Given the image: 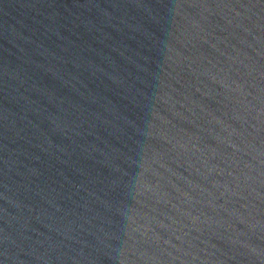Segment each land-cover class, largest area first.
<instances>
[{
	"label": "water",
	"instance_id": "obj_1",
	"mask_svg": "<svg viewBox=\"0 0 264 264\" xmlns=\"http://www.w3.org/2000/svg\"><path fill=\"white\" fill-rule=\"evenodd\" d=\"M0 264H264V0H0Z\"/></svg>",
	"mask_w": 264,
	"mask_h": 264
}]
</instances>
